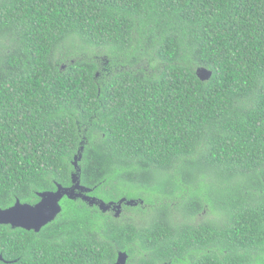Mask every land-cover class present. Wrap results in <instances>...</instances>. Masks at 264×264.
<instances>
[{"label": "trees", "instance_id": "16d2710c", "mask_svg": "<svg viewBox=\"0 0 264 264\" xmlns=\"http://www.w3.org/2000/svg\"><path fill=\"white\" fill-rule=\"evenodd\" d=\"M82 146L81 185L151 219L64 196L15 235L51 239V264L96 238L140 241L141 264L264 256V0H0V209L70 187ZM206 204L203 226L174 218Z\"/></svg>", "mask_w": 264, "mask_h": 264}, {"label": "flooded vegetation", "instance_id": "af4514ba", "mask_svg": "<svg viewBox=\"0 0 264 264\" xmlns=\"http://www.w3.org/2000/svg\"><path fill=\"white\" fill-rule=\"evenodd\" d=\"M87 196L90 198L80 197L74 200H80L88 204L90 207H95L100 212L105 213L116 220H120L121 218H123L124 220L126 218L128 220L130 217H126V210L131 209H128L127 206H135L128 205L126 200L121 206L120 214L117 215L118 209H115V206L118 200L113 201L114 203L110 208L103 210L100 208L101 198L93 195L92 191L88 192ZM205 209L206 207L203 211L192 214V216L189 217V224L192 226L200 227L205 225L209 220H215V215L211 219H209V215L206 217L202 215L205 212ZM46 225L42 226L39 230H26V228L23 229L22 227H14L12 224H0V264H51V239L36 236L41 233ZM147 225V222L142 225L140 224V226L143 227H147ZM21 229L25 231H32L34 234H36V237L29 239L17 238L15 235H21ZM85 242L86 244L84 245V242L82 240L75 241L77 251L70 253L72 254V256L77 255V252L79 253L78 255L81 261L78 264H116L121 253L126 254L125 264H141L143 260H147L150 258L147 249H144L137 244L140 243V241H136L134 244L133 241L128 240L125 241L117 239L96 238L95 240H85ZM98 245L107 247V249L104 248L101 252L102 248H98ZM192 252L196 256H203L206 254H211L212 249L210 247L201 246L200 248H194ZM59 261L61 262V264L67 263V261L65 262L63 260V258H59ZM247 263L264 264V256H250V259L247 258ZM159 264L170 263H168L167 261H161Z\"/></svg>", "mask_w": 264, "mask_h": 264}, {"label": "water", "instance_id": "95a60500", "mask_svg": "<svg viewBox=\"0 0 264 264\" xmlns=\"http://www.w3.org/2000/svg\"><path fill=\"white\" fill-rule=\"evenodd\" d=\"M213 72L205 67H199L196 70V75L202 80L207 81L211 78ZM82 146L77 155L74 157L75 172L72 174V185L70 187H63L58 185L56 191H49L40 193L41 200L35 204L21 203L19 200L6 209H0V224H12L14 227H22L26 229L39 230L42 226L53 221L56 216L62 211L60 201L64 196L70 199H77L82 197V191L90 192L89 189L81 185L80 181V166L79 161L82 159ZM90 198V197H88ZM127 199L123 198L116 203L115 208L118 209L117 215L120 213L123 202ZM114 202L106 203L100 201V208L106 210L113 205ZM128 205H138L135 200H127ZM125 253H121L116 264H125Z\"/></svg>", "mask_w": 264, "mask_h": 264}, {"label": "rangeland", "instance_id": "374dc122", "mask_svg": "<svg viewBox=\"0 0 264 264\" xmlns=\"http://www.w3.org/2000/svg\"><path fill=\"white\" fill-rule=\"evenodd\" d=\"M77 45H79V46H81V45L86 46V48L82 52L83 55H85L86 57L87 56H94V55H96L97 52H99L95 48L94 49H88V46L85 45L82 42H80V44L77 43ZM81 193L83 195L82 197H84V198H87L88 197L87 196V193H88L87 191H82ZM136 202L140 203V201H136ZM177 204H178L177 206H180L179 203H177ZM171 205H173V203H171ZM135 206H137V205H135ZM143 207H145V206L143 205ZM205 207H206L205 212L202 215L204 217H206V216L209 215L210 216L209 219H211L214 216V212L212 210V207H211V205L209 206L208 204H206ZM173 211H174V218H175L176 221L182 222L183 220H186V222H189L188 217L184 216L182 214L181 210H178V211L173 210ZM147 212H149V210ZM147 212H142V211H139L137 209H135V210H126V217H130V218L128 220L125 218V220L131 221V222H133V223H135V224H137V225L140 226V224L142 225V224H145V222H149L150 221V219H151V213L149 214ZM216 217H218V216H216Z\"/></svg>", "mask_w": 264, "mask_h": 264}]
</instances>
